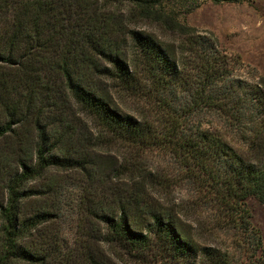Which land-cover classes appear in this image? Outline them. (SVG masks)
Listing matches in <instances>:
<instances>
[{
    "label": "trees",
    "instance_id": "1",
    "mask_svg": "<svg viewBox=\"0 0 264 264\" xmlns=\"http://www.w3.org/2000/svg\"><path fill=\"white\" fill-rule=\"evenodd\" d=\"M201 1L0 0V61L32 72L42 53L60 52L53 67L94 124L87 151L110 158V195L101 201L81 196L84 209L93 206L87 218L106 227L104 243L133 251L158 246L160 264H264L263 237L246 204L250 197L264 204V77L238 78L213 33H198L181 22L178 8L192 11ZM143 25L176 36L177 44L161 40ZM17 55L20 60L14 61ZM82 55L80 66L109 82L110 94L76 78ZM115 95L145 100L149 109L141 118L127 113ZM204 117L211 118L210 127L204 126ZM17 123L0 126V138ZM38 130L36 161L22 162V170L7 186L0 264L42 261L25 242L53 213L21 218L27 197L44 191L32 190L30 183L54 171L91 177L99 173L91 171L96 162L87 153L77 156L71 151L74 145L68 141L77 137L74 128L56 134L46 126ZM152 147L172 153L183 178L205 191V202L215 208L218 222L237 232L233 248L201 245L185 225L182 209L154 196L167 176L143 168L133 153ZM50 188L64 192L58 183ZM108 198L106 213L100 205ZM91 262L107 264L93 255Z\"/></svg>",
    "mask_w": 264,
    "mask_h": 264
},
{
    "label": "rangeland",
    "instance_id": "2",
    "mask_svg": "<svg viewBox=\"0 0 264 264\" xmlns=\"http://www.w3.org/2000/svg\"><path fill=\"white\" fill-rule=\"evenodd\" d=\"M178 15L181 22L195 27L198 33L216 36L220 48L231 59L238 78L253 81L264 77V0L240 3L204 0L192 11L178 8ZM150 28L143 25V29ZM150 30L156 31L163 41L174 42V45L178 42L172 34H165L157 28ZM54 50L42 53L43 56L33 64L36 71L32 72V69H22L18 64L11 66L5 60L0 61V126L11 120L18 121L11 132L0 138V229L10 180L22 170V162L33 164L37 159L38 128L46 126L55 134L74 128L77 137L68 141V145H74L71 151L77 156L78 153H87L98 165H91V171L99 173L93 172L94 177H91L79 171H54L46 178L30 183L32 190L44 191L27 197L22 205L21 218L40 212L53 213L25 242L41 258L37 264H94L92 255L107 264H160L163 258L158 246L133 251L121 245H108L103 241L106 227L87 218L88 208L93 206L87 204L84 209L81 196L86 193L101 201L110 195V158H97L93 152L87 151L86 143L94 133V124L80 111L66 90L64 77L56 72V65L53 67L60 56V52ZM83 58L84 55L77 58L76 78L83 79V84L93 90L110 94L109 82L97 78L87 66H80ZM15 59L19 61L20 57L17 55ZM114 97L123 111L135 116L140 117L149 109L145 100ZM151 116L149 113L148 117ZM202 120L205 127L211 126L210 117ZM212 121L217 122L216 119ZM133 151L134 159L143 168L167 176V181L153 192L154 196L164 205L177 204L178 209H182L180 215L185 225L196 234L201 245L234 247L237 232L227 230L218 222L215 208L205 202V191L183 178L172 153L157 147ZM56 183L63 186V193L51 192V185ZM109 200L105 199L103 207L100 205L106 213L110 211ZM246 204L253 225L261 231L264 244V204L256 197L248 198ZM1 243L0 232V249Z\"/></svg>",
    "mask_w": 264,
    "mask_h": 264
}]
</instances>
